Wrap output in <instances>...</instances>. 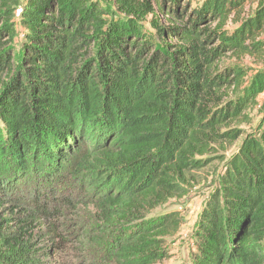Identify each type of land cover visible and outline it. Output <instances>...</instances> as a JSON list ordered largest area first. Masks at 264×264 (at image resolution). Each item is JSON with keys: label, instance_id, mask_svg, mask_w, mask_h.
I'll list each match as a JSON object with an SVG mask.
<instances>
[{"label": "trees", "instance_id": "1", "mask_svg": "<svg viewBox=\"0 0 264 264\" xmlns=\"http://www.w3.org/2000/svg\"><path fill=\"white\" fill-rule=\"evenodd\" d=\"M17 5L0 0V264H72L95 246L161 264L183 216L156 212L241 138L189 264H264V115L238 128L264 94V68L239 63L264 61V0H23L20 31Z\"/></svg>", "mask_w": 264, "mask_h": 264}, {"label": "rangeland", "instance_id": "2", "mask_svg": "<svg viewBox=\"0 0 264 264\" xmlns=\"http://www.w3.org/2000/svg\"><path fill=\"white\" fill-rule=\"evenodd\" d=\"M17 1H18V5L20 3V6L18 5L15 6L14 22L17 26V30L20 31L21 30L20 11L23 5V0H17ZM97 1L103 2L104 4L109 3V0H97ZM151 1L154 2V0ZM252 9L253 7H250V5H248L245 14L250 15L252 13ZM156 13L161 20V24L163 26H168L169 25V23L167 22L168 18L165 15L160 14L158 11ZM152 20L153 18L150 15L144 21L141 22V25L143 26L146 34H148L150 37H156L157 33L156 30L153 29ZM234 27H235L234 25H231L230 29H233ZM160 41L163 40L160 39ZM20 42L21 41L19 38L15 40L16 53L14 54V57L16 59L21 58V50L19 49ZM176 43L177 40L176 41L168 40L166 43L165 42L159 43V46L160 48H166L167 45L176 44ZM229 58L230 59H226L224 61V65L229 66L237 62L236 59H232L231 57ZM239 63L245 66L247 69L251 70L249 77H252L256 71L262 70L264 68V61L260 63L258 60H255L250 57H246L245 59H243V61ZM248 113L251 116L252 123L250 125L242 124L238 126V128L243 129L246 132H249L251 129H253L259 123L262 116L264 115V94L257 99V104L252 106V108L248 110ZM242 139L243 138H241L234 146L230 147L226 152L221 151L220 153H217V155L213 157L215 161L210 166H208L207 168H205L200 172H196L195 181L192 184V187H190V192L187 197L182 199L172 200L171 202H169L166 208L160 209L156 212V214H159L165 210L166 211L179 210L181 211L183 216L182 230L179 233V235L176 237L175 242L172 246V252H171L172 256L170 259L162 262L161 264H189L191 262V254L194 250L193 236L198 218L200 216V213L202 212V209L206 201L214 192L215 187L217 185L218 177L222 172L223 163L219 160V157L223 156L226 159L230 158L234 153L238 151ZM81 212H82L81 213L82 221L84 223H89L91 225L95 219L94 208L88 207L83 209ZM67 245H68L67 248H73V245H71L70 243H67ZM92 249L96 251L93 252L92 254L93 256L90 258V260H88L87 258L90 256L89 254L85 255L83 259H80V256L75 255V252L72 249L70 250L71 256H70V260L68 261H72V264H91V263L113 264V261L106 256V254L102 249H99V247L97 246L92 247ZM96 253L99 254L95 255ZM61 257L64 258V256L62 255Z\"/></svg>", "mask_w": 264, "mask_h": 264}]
</instances>
